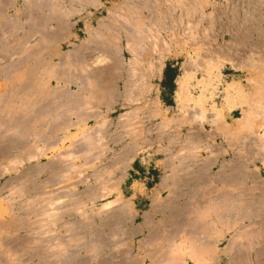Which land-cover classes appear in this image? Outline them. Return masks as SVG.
<instances>
[{"label":"bare ground","instance_id":"1","mask_svg":"<svg viewBox=\"0 0 264 264\" xmlns=\"http://www.w3.org/2000/svg\"><path fill=\"white\" fill-rule=\"evenodd\" d=\"M17 2L0 0V56L20 55L0 65V82L19 79L0 86V182L12 175L0 185V264H264V0H120L100 18L101 0ZM176 46L187 60L172 114L152 94ZM228 64L258 72L245 78L257 87L225 81ZM118 102L130 107L114 121ZM154 143L166 172L136 226L132 206L115 205L117 175ZM115 191L109 215L84 209ZM146 229L136 249L129 232Z\"/></svg>","mask_w":264,"mask_h":264},{"label":"rangeland","instance_id":"2","mask_svg":"<svg viewBox=\"0 0 264 264\" xmlns=\"http://www.w3.org/2000/svg\"><path fill=\"white\" fill-rule=\"evenodd\" d=\"M21 1L23 2V0H18V6H19V8L22 6L21 4ZM102 2H103V4L105 5V6H103L105 9H103L102 7H100V8H102V9H94V16H95V18H100V17H103V16H106V13H107V9H106V7H109V6H111V5H113V3H118L120 0H101ZM106 1V2H105ZM100 11V12H99ZM102 12V13H101ZM12 14H14V10H11V11H9L8 12V16H11ZM97 16V17H96ZM82 20V21H81ZM84 18L82 19V18H80V19H77V22H76V25H75V31L77 32V34H78V38L77 39H75V42H77V43H79L81 40H83L86 36H87V32H86V29H84L85 28V25H84ZM83 26V27H82ZM85 30V31H84ZM81 32V33H80ZM81 36V37H80ZM35 39V37L32 39V42H33V40ZM222 39V38H221ZM221 39H219V41H214L213 42V44L211 45V47H213V48H218V46L219 47H221V46H224V47H226L228 44H224V42H230V41H228V40H230V36H229V34L228 35H226V37L225 38H223L222 40ZM224 40V41H223ZM226 40V41H225ZM124 42V41H123ZM223 44H222V43ZM125 43L126 42H124V43H122V45L124 44L125 45ZM222 45H221V44ZM29 45H31V43L29 44ZM217 46V47H216ZM223 47V48H224ZM181 48H183V47H175V50L173 51V53L174 54H172V52H170V56L168 57V60H167V64H166V66H165V70L163 71V74H162V78L160 77V78H155L154 79V85H155V91H154V94H152V96H153V98H159V100L161 101V103H160V108L161 107H164V106H168V107H172L171 109H172V114L174 113L175 114V112L176 113H178V110H177V108H178V105H177V101H176V93H177V89H178V76L180 77L181 75H182V72H183V68L182 67H184V61H186L187 60V52H186V50H184V49H181ZM69 49H70V46H69V42H64L62 45H61V50L62 51H64V52H67V51H69ZM220 49H222V47L220 48ZM127 50V49H126ZM126 50H123V52H124V56H125V58L127 59L128 57H129V59H130V53L128 52V50L126 51ZM177 50V51H176ZM179 50V51H178ZM182 50V51H181ZM184 50V51H183ZM128 52V53H127ZM175 52H176V54H175ZM178 52V53H177ZM184 53V54H183ZM128 56V57H127ZM20 57V55H18V54H11V56H9V59H6V58H3V57H1L0 56V65L1 66H5V65H7V64H9V63H11V62H14V61H16L18 58ZM182 58V59H181ZM178 59V60H177ZM185 59V60H184ZM56 60H58V58H56ZM128 60V59H127ZM240 66H242V65H240ZM241 69V70H240ZM240 69H237V70H233L232 68H231V65L230 64H228V66H227V69L225 70V81H231L232 82V80L233 79H236L237 78V80H241L242 82H243V84H245V86H246V89H250V88H252L253 90H254V86H256L257 87V83L256 82H250L249 80H246L245 78H246V76L250 79L251 77H250V75L252 76V77H257L258 78V72H256V71H254V69H251L250 68V66L249 67H247V70L246 69H243V68H240ZM245 70V71H244ZM250 70H252V71H250ZM250 73V74H249ZM253 73V74H252ZM18 74L19 73H17V75H14V77L15 76H18ZM241 76V77H240ZM259 76H260V74H259ZM243 77V78H242ZM15 78H17V77H15ZM13 79V78H12ZM158 79V80H157ZM161 79V80H160ZM1 80H3L2 82H0V86H1V84H2V88L3 89H5V86H6V89H5V92L6 93H8L9 92V90L10 89H13V87L17 84V83H19V79L18 80H16L15 79V81H13V80H8V81H11V82H13V83H8V81L7 80H5V79H1ZM7 81V82H6ZM159 81V82H158ZM246 81V82H245ZM57 81H56V79H53L52 80V84H54V87H57L58 85H59V87L62 85L63 86V83L62 84H57L56 83ZM161 82V83H160ZM157 83V84H156ZM227 82H224L223 83V85L221 86V88H222V91H223V88L225 87V84H226ZM3 84H6L5 86L3 85ZM8 84H9V86L11 87H9L8 86ZM159 84V86H157ZM121 85V86H120ZM120 87H122L121 89L123 90V83L121 82L120 83ZM0 87V93L2 92L1 91V88ZM68 87V86H67ZM58 88V87H57ZM2 89V90H3ZM68 89H69V87H68ZM158 89V90H157ZM8 92H7V91ZM121 90V91H122ZM11 91V90H10ZM4 92V93H5ZM157 92H158V94L159 95H157ZM173 92V93H172ZM5 93V94H6ZM10 93V92H9ZM2 94V93H1ZM0 94V95H1ZM4 94V95H5ZM176 94V95H175ZM157 95V96H156ZM176 96V97H175ZM171 100V101H170ZM174 101V102H173ZM218 101H220L219 99H218ZM169 102V103H168ZM119 103H121V104H119ZM123 103L124 102H118L117 104H116V110H114L111 114H110V118L112 119L113 118V120L114 121H116V120H118L119 119V116L122 114V113H126V110H128L129 109V107L130 106H127V105H123ZM174 103V104H173ZM120 105V106H119ZM172 105V106H171ZM174 107V108H173ZM127 108V109H126ZM176 108V109H175ZM113 114V115H112ZM114 116V117H113ZM235 116L236 117H240L241 115H240V111L239 110H236V112H235ZM118 117V118H117ZM155 122L157 121H160V118L158 117V118H156V119H153ZM234 119L233 118H231V117H228V120L227 121H229L228 123H233L234 121H233ZM92 123L94 124V122L92 121V122H90V124L92 125ZM150 123V122H149ZM210 127H212V126H210L208 123H205V125L203 126V127H201L202 128V131L203 132H205V134H208L209 132H211L213 129H214V127H212L213 129L211 130L210 129ZM216 130H217V133H219V134H223V130L222 131H220L219 130V128H216ZM186 131V130H185ZM188 131V130H187ZM186 131V132H187ZM194 131V130H193ZM209 131V132H208ZM218 131H220V132H218ZM190 133L192 132V131H189ZM189 133V134H190ZM205 136H207V137H209L208 135H205ZM223 136V135H222ZM207 137H206V139H207ZM210 138V137H209ZM209 138H208V140H209ZM223 141V139H222V137L221 136H219V137H217L216 138V140H213L212 141V144L213 143H215L214 145L215 146H218V145H220V146H218V147H221L222 145H224V147L223 148H229V146L228 145H226V143L225 142H222ZM160 143H154V145L152 144V145H149V146H145L141 151H139V154H138V157L137 158H135V160H133L132 161V165L133 166H130V168H128V170H121L119 173H118V175H117V177H118V179H120V180H122L121 181V183H120V188L119 189H121V191L123 190V192H121L120 193V196H121V201L119 200V202L117 203V204H115V205H120V204H122L123 205V203L124 204H126V206L127 207H125L124 205H123V207H125V208H127V209H129L130 208V206H132L130 209L132 210V211H129L128 213V215H134V216H136L135 218H134V221H133V223H134V225H136V226H138L139 224L141 225V223L143 224L144 223V215H145V213H147V212H149L150 211V205H151V195H153V189H155L157 186L156 185H158V184H160L159 182L161 181V177H162V175H164L165 173H164V171L165 170H163V167H164V164L163 163H165V156H164V154L162 153V152H160V151H158V153L156 152L157 151V149H158V146H160L159 145ZM153 146V147H152ZM151 148V149H150ZM152 148H155V149H153L155 152H153V150H152ZM231 148V147H230ZM232 151H228V152H226V154L227 155H233L234 156V150L233 149H231ZM160 152V153H159ZM207 152V153H206ZM202 151V158H204L205 156H207L208 155V151ZM158 155V156H157ZM156 156V157H155ZM231 156H228V159L230 160L231 158H230ZM163 158V159H162ZM157 159V160H156ZM159 159L161 160V162H159ZM155 160V161H154ZM148 161H150V162H148ZM162 161H164L163 163H162ZM43 162H47V160H43ZM156 162V163H155ZM158 162V163H157ZM31 163L29 162V163H26L25 164V166H23L22 167V169H24L27 165H30ZM163 164V165H162ZM240 164H241V162H240ZM148 165V166H147ZM160 165V167H158ZM155 166V167H154ZM258 166H260V167H262L261 166V164H258ZM2 167V166H1ZM2 169V168H1ZM0 169V170H1ZM21 169V170H22ZM165 169V168H164ZM214 170H215V172H217L218 171V169L217 168H213ZM2 171H3V169H2ZM91 171H92V169H89L88 171H86L85 172V174H88V173H91ZM153 171V172H152ZM125 172V173H124ZM130 172V173H129ZM135 172V173H134ZM140 172V173H139ZM143 172V173H142ZM166 172V171H165ZM121 173V174H120ZM145 173V174H144ZM164 173V174H163ZM126 174V175H125ZM142 174V175H141ZM148 175V176H147ZM10 176H12V175H8V174H4V176H2L1 177V182H0V185H1V183L2 182H4V180L7 178V177H10ZM84 176V175H83ZM126 177V178H125ZM133 177V178H132ZM262 177L264 178V167H262ZM121 178H123V179H121ZM126 179H128V180H126ZM135 179V180H134ZM136 179H138L139 181H137ZM78 180V179H77ZM146 180H148L147 182H146ZM150 180H151V182H150ZM160 180V181H159ZM134 181V182H133ZM135 182L137 183V184H135ZM94 183V181L93 180H91L90 182L88 181L87 183H80L79 185H77V186H75V189L74 190H76V191H80V192H84V191H86L87 189H88V187L89 186H92V185H94L93 184ZM151 183V184H150ZM86 184V185H85ZM142 184V185H141ZM144 184V185H143ZM147 184V185H146ZM138 185V186H137ZM140 185V186H139ZM85 187H87V189L85 188ZM124 187V188H123ZM150 187V188H149ZM132 188V189H131ZM136 188V189H135ZM139 189V190H138ZM128 190V191H127ZM139 191V192H138ZM129 192H130V194H129ZM141 193V194H140ZM167 193V194H166ZM118 194V192L117 191H115V192H112V193H110L108 196H106V197H103V198H100V200L98 199L96 202H93V203H88V207L87 206H85L84 207V209L85 210H87V213L90 215V213H92L91 215H97V214H99V212H105L106 214L105 215H109L110 214V212H106V210H111V208H113L112 206L110 207V208H105L106 210L105 211H103V209H104V207H103V204L104 203H106V202H108V201H110V200H113V199H115L116 198V195ZM134 194V195H133ZM168 194H169V192H168V190H163L162 192H161V194H159V197L160 198H162V199H165V198H168ZM132 195V196H131ZM163 195V196H162ZM165 195V196H164ZM127 196V197H126ZM126 197V198H125ZM129 198V199H128ZM129 200H130V202L132 203V204H130V202H129ZM132 200V201H131ZM140 200V201H139ZM124 201V202H123ZM134 201V202H133ZM123 202V203H122ZM127 202V203H126ZM129 202V203H128ZM138 203V204H137ZM129 206H128V205ZM134 204V205H133ZM150 204V205H149ZM115 205H114V207H115ZM92 207V208H91ZM99 207V208H98ZM129 207V208H128ZM134 207V208H133ZM91 208V209H90ZM96 209H97V211H96ZM129 209V210H130ZM133 209H135V210H133ZM147 209H148V211H147ZM92 210V211H91ZM145 210V211H144ZM138 211V212H137ZM145 213H144V212ZM134 212H137V214L136 213H134ZM133 213V214H132ZM143 215V216H142ZM142 221V222H141ZM137 222V223H136ZM169 227V228H168ZM166 227H164V229H165ZM133 229H134V227H133ZM132 229V230H133ZM166 229H170V226H167V228ZM147 231H148V229H146V231H142V233L140 232H135V233H133L132 231H130L129 232V235L128 236H130L129 237V239H128V241H133L134 239V244H135V246H136V249H138L139 247H140V245L139 244H141V242H140V240H143V239H145V235H147ZM133 233V234H132ZM139 233V234H138ZM136 234V235H135ZM138 235V236H137ZM144 235V236H143ZM136 237V238H135ZM133 238V239H132ZM132 239V240H131ZM139 239V240H138ZM227 241V240H226ZM226 241H224L223 243L224 244H226ZM133 244V245H134ZM221 245V247H224L225 245ZM109 249V248H108ZM135 253H139V251H136Z\"/></svg>","mask_w":264,"mask_h":264}]
</instances>
